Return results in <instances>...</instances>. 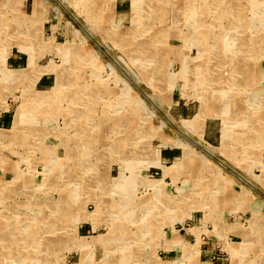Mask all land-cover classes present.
<instances>
[{"label": "rangeland", "instance_id": "1", "mask_svg": "<svg viewBox=\"0 0 264 264\" xmlns=\"http://www.w3.org/2000/svg\"><path fill=\"white\" fill-rule=\"evenodd\" d=\"M0 80V264H264V0H0Z\"/></svg>", "mask_w": 264, "mask_h": 264}, {"label": "bare ground", "instance_id": "2", "mask_svg": "<svg viewBox=\"0 0 264 264\" xmlns=\"http://www.w3.org/2000/svg\"><path fill=\"white\" fill-rule=\"evenodd\" d=\"M5 74H6V73H5ZM246 79H248V78H246ZM0 81H1V80H0ZM60 88H61V87H60ZM248 95H249V94H248ZM240 102H241V101H240ZM20 114H21V112H18V113H17V117H21ZM21 115H22V114H21ZM250 117H251V116H250ZM253 117H254V115H253ZM229 118H230V117H229ZM250 120L252 121V122L249 121L251 124H255V123H256V119H255V118H254V119L251 118ZM236 136H237V135H236ZM251 137H252V136H251ZM161 202H162V201H161Z\"/></svg>", "mask_w": 264, "mask_h": 264}, {"label": "crops", "instance_id": "3", "mask_svg": "<svg viewBox=\"0 0 264 264\" xmlns=\"http://www.w3.org/2000/svg\"><path fill=\"white\" fill-rule=\"evenodd\" d=\"M93 249H94V250L97 249V246L95 245V246L93 247Z\"/></svg>", "mask_w": 264, "mask_h": 264}]
</instances>
